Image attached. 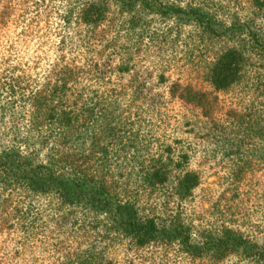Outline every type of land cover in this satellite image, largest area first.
Returning <instances> with one entry per match:
<instances>
[{"label":"rangeland","instance_id":"1","mask_svg":"<svg viewBox=\"0 0 264 264\" xmlns=\"http://www.w3.org/2000/svg\"><path fill=\"white\" fill-rule=\"evenodd\" d=\"M22 1L0 0V9L9 11L12 3L11 16L0 22V148L37 149L43 142L45 129H28L29 108L18 94L12 103L8 87L23 75L16 92L34 89L61 55L58 64L77 72L67 96L93 101L91 129H79L86 132L75 144L87 156L83 167L159 224L176 219L194 240L230 230L264 251V0H158L200 8L221 31L243 28L220 36L145 11L120 14L114 6L98 27L77 24L73 11L68 28L60 29L54 15L32 22ZM228 49L240 51L244 63L236 82L214 91L208 71ZM186 91L203 97L188 102ZM148 164L164 167L165 184L141 183L140 169ZM186 172L197 174L198 185L179 199L174 184ZM106 262L264 264L238 251L191 257L175 242L137 247L104 227L103 216L53 195L0 186V264Z\"/></svg>","mask_w":264,"mask_h":264},{"label":"trees","instance_id":"2","mask_svg":"<svg viewBox=\"0 0 264 264\" xmlns=\"http://www.w3.org/2000/svg\"><path fill=\"white\" fill-rule=\"evenodd\" d=\"M49 0H24L22 12L27 10L35 22L41 14L54 15L59 26L68 28L72 21L73 11L75 21L84 27L95 28L101 25L114 6L120 14H133L145 11L160 17H170L178 24H194L208 36H220L224 32L229 35L242 31V26L232 24L226 31L219 26L202 9L186 6L185 8L163 4L158 0H83L81 3H71L72 0H56L58 6L47 4ZM75 4V5H74ZM20 5V4H19ZM20 5V6H21ZM62 5V7H61ZM43 6L44 10H41ZM14 9V7H13ZM12 3L8 8L0 9V22L9 18ZM31 23H28L30 26ZM60 32H57L59 35ZM57 35V36H58ZM60 46H55L58 53ZM63 62L61 55L49 67L42 84L28 91L16 92L22 83L23 75L12 77V103L14 96L21 104L29 108L28 129H45L39 147L8 146L0 148V186L5 189L20 188L32 197L53 195L61 204L82 207L94 216H103L104 227L113 233H119L129 239L135 246L144 247L151 243L175 242L180 249L191 257L202 255H224L238 251L245 257L256 258L264 263V251L240 234L223 230L220 234L194 240L188 228L176 219L159 224L156 217L144 215L139 211L134 201L114 194L103 180L97 179L94 171L88 169L86 155L75 149L79 139V129H91L90 118L94 116L93 101L85 98L67 96V92L76 82L77 72L74 66L58 64ZM244 57L237 49H228L221 53L208 71V83L214 91L228 88L239 78ZM120 69V68H119ZM78 70V68H77ZM126 72V69H124ZM202 94L186 91L188 102L199 103ZM105 113V105H101ZM114 124V123H113ZM112 126V125H108ZM108 129H119L112 126ZM44 144V145H42ZM83 146V145H81ZM89 150L87 151V153ZM84 163V164H83ZM141 183L145 186H161L167 182L166 170L163 166L148 164L140 169ZM198 185V176L194 172L183 173L174 184V192L179 199H184ZM102 223V221H100ZM104 264H111L106 262Z\"/></svg>","mask_w":264,"mask_h":264}]
</instances>
